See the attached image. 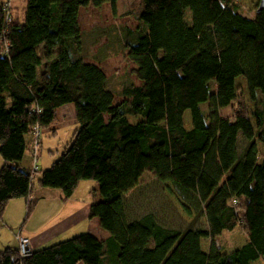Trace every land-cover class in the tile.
Instances as JSON below:
<instances>
[{"label": "trees", "instance_id": "trees-1", "mask_svg": "<svg viewBox=\"0 0 264 264\" xmlns=\"http://www.w3.org/2000/svg\"><path fill=\"white\" fill-rule=\"evenodd\" d=\"M118 1L27 0L20 11L13 5L8 21L0 0V228L10 201L28 200L30 213L41 174V187L61 190L67 199L81 182L95 181L101 200L90 217L111 235L101 241L88 232L29 257L19 246L6 247L0 264L264 259V11L248 17L231 0H141L139 26L124 42L141 84L129 80L116 104L104 70L86 61L80 14L106 4L115 13ZM239 78L254 110L250 115L240 104L227 118L222 112L239 100ZM70 104L77 129L69 146L44 172L22 167L34 128H53L59 109ZM129 116L141 121L131 123ZM147 172L170 183L208 227L174 229L156 213L140 212L127 197ZM241 227L247 242L223 252L218 238ZM204 240H210L207 251Z\"/></svg>", "mask_w": 264, "mask_h": 264}, {"label": "rangeland", "instance_id": "rangeland-1", "mask_svg": "<svg viewBox=\"0 0 264 264\" xmlns=\"http://www.w3.org/2000/svg\"><path fill=\"white\" fill-rule=\"evenodd\" d=\"M18 0H15V3ZM234 4L239 5L240 12L245 16L254 17L258 9L260 0H231ZM141 0H119L117 4L116 12L114 13L111 5L106 4L101 8H85L81 10L80 24L83 31L84 41V54L87 62H98L100 67L104 70L108 78L110 79L109 85L115 92L116 104L124 100L122 96L123 88L132 81L135 85L141 83L133 76V67L135 64L128 58V49L125 45L126 32L130 31L134 33L138 28L136 15L140 9ZM15 6V4H14ZM188 19L191 20V14L188 12ZM113 42V44H112ZM110 53V54H108ZM108 57V61L105 56ZM102 62V63H101ZM236 87L239 90V100L232 107L224 110L222 113L227 118H233V114L236 112L240 104H243L248 114L254 110V102L250 99L247 83L244 78H239L236 81ZM68 106H64L58 111V133L59 137L52 135V129H45L42 132L40 152L38 153V162L40 172L45 164L51 159L58 160L64 150L69 146L68 143L72 141L73 133L76 130L75 115L70 114ZM203 109L207 111V105L203 106ZM68 110V111H67ZM131 123H138L141 121L140 117L129 116ZM255 123L254 119L251 118ZM185 127L191 130L193 127L192 115L190 111H186L184 115ZM52 150H50V149ZM32 150V149H31ZM264 161V157L260 158V162ZM4 160L0 155V164L3 166ZM1 166V165H0ZM2 167H0L1 170ZM41 174H37V177ZM79 188V196L83 198L84 193H87L88 189H91V196L93 187L97 185L95 181H85ZM94 183V184H92ZM89 187V188H88ZM78 197V196H77ZM128 201L138 203L140 212L156 213L163 223V225L174 229H187L192 228H207V219L205 217H198L194 214L192 209L185 205L175 188L170 183H161L157 180L156 176L150 172H147L142 178V184L138 191L130 193L127 197ZM26 213L23 220L26 219ZM67 220V219H66ZM4 221V220H3ZM65 227L68 229L71 225L67 220ZM4 224V223H3ZM60 226L57 227L59 236L63 235L67 229ZM88 223L80 226L79 233L77 235H70L69 237H59L56 239V243H60L75 236L88 233ZM7 229L4 225L0 228V251L5 247L4 234L2 231ZM66 229V230H65ZM86 229V231H85ZM90 233V232H89ZM247 242V236L244 229L238 228L232 233H223L218 238V244L222 247L223 252L231 253L232 251L240 248ZM210 240H204L202 246L204 250H208ZM256 264H264V259Z\"/></svg>", "mask_w": 264, "mask_h": 264}, {"label": "crops", "instance_id": "crops-1", "mask_svg": "<svg viewBox=\"0 0 264 264\" xmlns=\"http://www.w3.org/2000/svg\"><path fill=\"white\" fill-rule=\"evenodd\" d=\"M14 4L15 8L20 11L27 5V0H18L16 3L14 2ZM106 57V60L108 61L109 56L107 55ZM92 63H95L99 67L101 65L97 62ZM135 68L136 66L133 67V69ZM67 106L69 110L67 111L70 114L75 115L76 122V112L74 105L70 104ZM58 124L59 122L56 123L53 128H50L52 129V135L54 137H59V133L57 131ZM27 141L30 142V136H27ZM69 144L70 142L68 143V145ZM55 161L56 160L51 159L48 163L45 164L46 166H44L45 168H43L41 172H44L45 170L49 169ZM38 162H40V160ZM0 165V167H2V163ZM20 165L26 169H31L33 165V152L30 147L27 150L26 155ZM40 177L41 175L37 177V181L35 182V190L33 194L35 205L33 206L29 214L27 211L28 200L16 199L8 203L4 216V226L7 229H5V231H2V235L4 234L5 236V240H3V243H5L4 249L6 247H17L18 244L16 237L18 234H20L24 237H27L30 240L32 250L37 251L42 248L53 245L56 242V239H58L59 237H69L70 235H77L79 233H82L81 231H79L80 226L81 224L84 225L86 223H88V232H90L99 240L107 241L110 238V233L100 227V220L98 218L92 219L90 217L91 206L101 200L98 184L93 187L92 196L90 192L91 189H88L87 193L85 192L82 198L79 196V188L81 184L87 185L90 183L81 182L73 197L67 199L61 190L41 187L39 185ZM25 213L27 216L26 219L23 220ZM66 219L69 221V223H71L68 229L65 227V224L68 223ZM59 224L61 227L67 229H65L66 231L61 233L63 234L61 236H59L60 233H58L57 231V227Z\"/></svg>", "mask_w": 264, "mask_h": 264}, {"label": "built area", "instance_id": "built-area-1", "mask_svg": "<svg viewBox=\"0 0 264 264\" xmlns=\"http://www.w3.org/2000/svg\"><path fill=\"white\" fill-rule=\"evenodd\" d=\"M15 0H3L2 9L8 15V21L10 20V12L12 11ZM42 129L40 126H36L31 135L32 141V152H33V170L34 172L38 171V153L41 146V138H42ZM19 250L22 257H29L32 253V248L30 244V240L26 237L21 236L20 234L16 237Z\"/></svg>", "mask_w": 264, "mask_h": 264}, {"label": "water", "instance_id": "water-1", "mask_svg": "<svg viewBox=\"0 0 264 264\" xmlns=\"http://www.w3.org/2000/svg\"><path fill=\"white\" fill-rule=\"evenodd\" d=\"M264 11V0H260L259 5H258V9L257 12H262Z\"/></svg>", "mask_w": 264, "mask_h": 264}, {"label": "bare ground", "instance_id": "bare-ground-1", "mask_svg": "<svg viewBox=\"0 0 264 264\" xmlns=\"http://www.w3.org/2000/svg\"><path fill=\"white\" fill-rule=\"evenodd\" d=\"M32 172H34V170H33V165H32V167H31V169H30Z\"/></svg>", "mask_w": 264, "mask_h": 264}]
</instances>
